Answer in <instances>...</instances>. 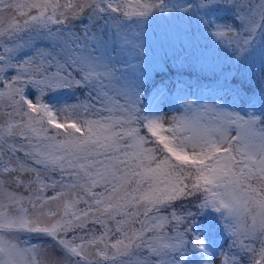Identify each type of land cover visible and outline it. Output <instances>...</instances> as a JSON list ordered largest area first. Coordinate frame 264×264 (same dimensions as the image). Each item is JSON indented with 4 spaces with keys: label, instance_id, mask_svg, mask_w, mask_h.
Segmentation results:
<instances>
[{
    "label": "snow or ice",
    "instance_id": "6c2138e0",
    "mask_svg": "<svg viewBox=\"0 0 264 264\" xmlns=\"http://www.w3.org/2000/svg\"><path fill=\"white\" fill-rule=\"evenodd\" d=\"M0 264H264V0H0Z\"/></svg>",
    "mask_w": 264,
    "mask_h": 264
},
{
    "label": "trees",
    "instance_id": "16d2710c",
    "mask_svg": "<svg viewBox=\"0 0 264 264\" xmlns=\"http://www.w3.org/2000/svg\"><path fill=\"white\" fill-rule=\"evenodd\" d=\"M153 27L155 28V30H156L157 33L160 32V29H159V28H156V26H153ZM149 35H151V31L149 32ZM200 42H201L202 44L209 43V42L206 41V40H201ZM153 48L155 49V51H154V52H153V51H150V52L148 53V58H149L150 61L157 59V58L159 57V55H160V50H159L158 44H157L156 42H153ZM197 74H198V73H197ZM184 78H185V79H188L187 76H185ZM191 83L194 85L193 90H195V85H196V74H194L193 77L191 78ZM201 83H202V84H207V83H208V80H207V79H202V80H201Z\"/></svg>",
    "mask_w": 264,
    "mask_h": 264
},
{
    "label": "rangeland",
    "instance_id": "374dc122",
    "mask_svg": "<svg viewBox=\"0 0 264 264\" xmlns=\"http://www.w3.org/2000/svg\"><path fill=\"white\" fill-rule=\"evenodd\" d=\"M195 91V90H194ZM222 242V241H221Z\"/></svg>",
    "mask_w": 264,
    "mask_h": 264
}]
</instances>
